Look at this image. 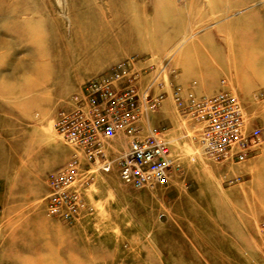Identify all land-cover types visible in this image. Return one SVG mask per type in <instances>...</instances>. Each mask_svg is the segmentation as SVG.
<instances>
[{
    "label": "rangeland",
    "instance_id": "rangeland-1",
    "mask_svg": "<svg viewBox=\"0 0 264 264\" xmlns=\"http://www.w3.org/2000/svg\"><path fill=\"white\" fill-rule=\"evenodd\" d=\"M160 1L129 5L160 17L150 49L90 79L126 63L141 90L161 97L147 123L170 141L169 181L137 189L123 182L118 161L110 173L96 169L86 207L70 223L47 213L48 178L73 154L57 123L89 79L56 100L50 122L33 93L53 53L69 74L72 47L95 44V7L80 8L89 0H0V264H264V0ZM103 50L86 56L98 59ZM21 61L38 71L15 68ZM215 82L213 94L200 93ZM221 92L238 95L248 127L262 129L259 150L242 162L207 157L201 125L182 111L192 98ZM162 106L166 118L158 119Z\"/></svg>",
    "mask_w": 264,
    "mask_h": 264
},
{
    "label": "built area",
    "instance_id": "built-area-1",
    "mask_svg": "<svg viewBox=\"0 0 264 264\" xmlns=\"http://www.w3.org/2000/svg\"><path fill=\"white\" fill-rule=\"evenodd\" d=\"M129 71V64L120 63L110 74L89 79L74 97L73 108L60 113L57 129L73 154L49 175L48 215L77 221L93 185L91 174L96 169L112 172L116 161L127 185L143 189L168 183L174 166L170 141L147 123L161 97L153 96L149 88L141 90L136 78L128 77ZM176 100L184 104L180 92ZM182 111L201 125L200 141L212 160L242 162L263 143L262 129L248 127L240 98L233 92L192 98ZM119 135L128 139L129 148L114 159L108 148ZM81 177L87 179L86 185Z\"/></svg>",
    "mask_w": 264,
    "mask_h": 264
},
{
    "label": "crops",
    "instance_id": "crops-1",
    "mask_svg": "<svg viewBox=\"0 0 264 264\" xmlns=\"http://www.w3.org/2000/svg\"><path fill=\"white\" fill-rule=\"evenodd\" d=\"M131 1L111 0L108 1V6H102L98 0H89L88 3H84L83 7H80L83 10H93L95 7L94 15H96V18L90 23L95 30V44L85 48H81L79 45L72 47L74 48L72 49L74 54L72 55V70L69 74H64V71H62L66 66L63 61L60 63L59 58L61 56H58V54L54 55L53 52L51 53H53L52 57L54 61L43 66L41 65L42 67L39 68L41 71L36 74L38 76L36 79L40 82L37 83L38 85L36 84L33 95L34 98H42L45 101L42 102L43 106H41L45 111L42 120L50 122L51 109H53L56 100L62 101L66 96L72 95L93 75L105 71L116 63L127 59L134 52H145V50L150 49V46H147L149 45L148 37L157 35L158 32L160 33V17H151L148 6H142L141 11H133V8H130L129 5L142 2L143 4H154L153 6L155 7V4H159L161 1ZM176 2L177 0L167 1L169 4H176ZM85 4L87 5L85 6ZM103 13L106 14L105 19H103ZM155 19L158 21L156 24L154 23ZM99 49H104V55L100 58L92 59L86 56V53L90 55V52L94 53ZM200 50L207 51V49L203 48H200ZM210 64L215 71L218 70L215 61H211ZM16 67L26 69V71L37 68L32 62L28 61H21ZM207 84L203 83L200 93L213 94L220 86L219 82H215L212 88H209L210 86ZM164 102L172 104V94L166 95ZM159 110L157 118H166L164 106ZM111 145L112 148H108V151L114 159L129 148L128 139L124 135L114 138L111 141Z\"/></svg>",
    "mask_w": 264,
    "mask_h": 264
}]
</instances>
